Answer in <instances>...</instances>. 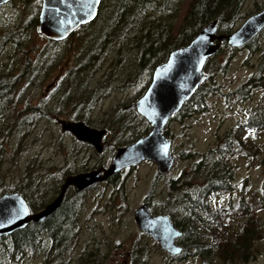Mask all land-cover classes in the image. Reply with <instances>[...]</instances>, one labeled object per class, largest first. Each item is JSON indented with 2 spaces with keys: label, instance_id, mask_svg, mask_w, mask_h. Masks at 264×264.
Listing matches in <instances>:
<instances>
[{
  "label": "rangeland",
  "instance_id": "obj_1",
  "mask_svg": "<svg viewBox=\"0 0 264 264\" xmlns=\"http://www.w3.org/2000/svg\"><path fill=\"white\" fill-rule=\"evenodd\" d=\"M189 1L182 0L180 3L178 15L172 25L173 35L182 21ZM256 4L261 9L264 0H247L243 7L244 15L248 17L259 11ZM23 16L24 10L20 1L12 0L0 5V71H8L12 67V73H20L19 70L25 61L22 51H29V59L35 64L27 65V76L17 85L20 94L17 108L36 106L35 112H41L33 117L27 126L15 128V125H12L10 128L7 146L5 151L3 149L0 153V183L3 181L5 186L17 185L21 188V183L26 180L21 181L23 173L30 163L29 169H41L38 170L41 175L40 197L49 198L55 189L53 179L60 181L61 177L68 174L87 171L108 163L115 149L124 145H117L123 141L122 136H119L120 131L109 130L107 126L113 128V125L128 121L129 129H125L123 136L128 134L131 128L137 130L144 127L143 117L135 109L128 111L126 107L143 94L153 70L142 72L131 82L134 78H130V72L135 70L136 75L138 74L134 64V51H126L124 48V52L117 54L118 62L115 64L113 60L116 48L113 50L112 46L104 61L95 63L94 71L89 75L83 74L84 79L79 87L70 88L68 84L72 75L69 72L73 68L75 39L66 38L50 42L38 31L22 33L19 28ZM244 19H241L238 25ZM107 27L106 20H101L94 31L95 35L100 39ZM261 38L260 36V41ZM232 51L224 47L215 59L216 62H222L228 55H232L228 69L222 73L216 71L214 74L215 84L212 86L218 85L221 91L207 96V110L188 116L180 122L174 119L168 123L171 152L175 154L176 159L174 158L171 169L164 177H156L158 173L154 162L143 161L120 172L123 199L119 197L116 188L107 182L85 191L84 211L80 215L79 224L80 240L71 248L68 264L77 262L83 242L93 239H96L98 242L95 244L100 246V241L113 243L112 248H108L103 252L104 255L99 256L101 264H132L129 253L134 240L143 245L140 248L146 255L138 264H194L191 256L182 261L167 263L166 252L142 235L133 213L148 194L153 209L159 213L168 197L167 180L178 177L182 172H189L190 160L178 159V153L185 155L188 152H205L222 141V136L227 130L235 129L238 125H243L240 130L243 146L241 150L230 155L234 168L231 191L213 194L209 198L213 205L224 209L233 205L234 209L220 212L216 225L220 223L221 227L209 229V235L219 233L215 239L211 238L212 242H243L241 251L247 258L246 264H264V204L262 205L261 201L264 199V130L244 128V123H247L252 112L264 109V90L263 87L254 89L244 101L238 100L232 93L242 82L258 72L256 64L264 58L261 57L260 51L256 54L250 53L246 48ZM160 54H164V51H160ZM262 70L264 72V67ZM79 88V100L74 102V109H71V103H65L64 109H59L57 103L65 93L75 94ZM14 117L12 111L0 104V118L7 120L6 125L12 124ZM59 120L86 121L90 126L106 129L105 150L99 153L94 148L84 143L83 145L72 134L61 129ZM44 173L49 175L46 177ZM10 189L7 188V192H10ZM72 192L73 189L70 188L66 197H70ZM109 196H113L110 198L113 199V218L105 206ZM241 200L242 203H239ZM80 201L81 196L80 199L78 197V202L81 203ZM247 203L251 210L248 217L245 210ZM125 206L127 209L122 213ZM40 209L36 208V211ZM205 218L209 219V216ZM246 226L249 228L248 236L241 234ZM239 234L244 238L238 239ZM233 256H238L237 249L232 251ZM39 260L40 257L29 259L25 264H37Z\"/></svg>",
  "mask_w": 264,
  "mask_h": 264
},
{
  "label": "trees",
  "instance_id": "obj_2",
  "mask_svg": "<svg viewBox=\"0 0 264 264\" xmlns=\"http://www.w3.org/2000/svg\"><path fill=\"white\" fill-rule=\"evenodd\" d=\"M17 1L22 3L24 10V16L20 21V32L29 33L37 31L38 11L41 0ZM181 1L101 0L94 20L80 25L67 37L75 39L73 68L69 72L72 75L68 84L70 88L73 86L79 87L81 81L84 79L83 74L88 73L89 75L90 72L94 71L95 63L100 64L103 62L106 55L112 50V46L113 50L116 48L113 60L115 64L118 62L117 54L124 52V48H126V51H134V64L138 74L136 75L135 70L132 73L130 72V78H134L131 81L133 82L142 72H150L155 65L165 61L171 50L186 45L208 22L218 20L217 33H229L237 27L241 19L247 17L243 13V7L247 0H190L182 21L173 35L172 25L178 15ZM255 6L257 10L260 9L257 4ZM101 20H106L108 27L99 39L94 31ZM260 36L263 38H261V41L259 39ZM48 40L54 42V40ZM224 47L231 51L237 49L231 47L225 41L221 43L219 49L204 64L205 81L199 84L178 112L170 117L168 123L174 119L180 122L188 116L206 111L207 96L220 93L219 86L215 85L216 87H214L212 84H215L214 74H216V71L225 72L230 66L229 58L232 56L231 54L222 62H216L215 60L218 54L224 50ZM263 47L264 28L245 45L238 48H246L253 54L260 51L261 57L264 58ZM160 51H164V54H160ZM22 52L24 53L25 61L19 70L20 73H12V67L8 71H0V104H3L9 111L15 114L10 125H6L7 120H4L6 117L4 119L0 118V153L3 152V149L5 151L7 139L10 136L8 132L12 125H15V128H23L30 124L32 118L41 112H35L37 110L36 106H27L23 109L17 108L20 97L17 85L23 77L27 76V65L35 64L29 59V51L23 50ZM256 67L258 68V72L251 75L233 90L232 93L238 100H247L254 89L264 85V72L262 70L264 60H260L256 64ZM79 90L80 88L75 94L65 93L57 103L59 109H64L65 103H71L73 106L71 109H74L76 105L74 102L79 100ZM252 113L244 128L264 130V109L255 110ZM134 114L136 115V112ZM142 120L144 121L143 128L137 130L131 128L125 136H123L124 131H126L125 129H129L128 126L130 125L128 121L123 124H116V126L113 125V128L109 126L106 128L113 131L118 129L120 131L119 136H122L123 141L119 144L116 143L117 145L127 144L145 135L149 130V124L144 118ZM83 122L86 123V121ZM167 125L164 128V134L170 138ZM242 126L238 125L235 129L227 130L222 136V141L220 140L214 147H209L205 152H188L185 155L178 153V159L184 158L190 160L189 172L187 174L182 172L178 177H172L167 180L168 197L159 213L168 214L174 225L181 230L182 234L179 240L183 244V249L180 254L172 255L161 248L166 252L167 263L169 261H182L185 257L191 256V244L194 242L200 243L199 245H201L202 249L201 256L216 254L222 258H229L232 256L233 250L240 248L239 246L236 247V244H233L234 242L221 240L213 242L219 245H206V242H212L211 238L215 239L216 235L219 234L218 232H214L210 236L209 229L221 227L220 223L216 225L220 212H224L226 209H234L233 205L226 209L213 205L209 198L213 194L231 191L234 168L231 164L230 155L242 149L243 142L240 140ZM174 158L176 159V156ZM30 165V163L27 165L23 173L21 181L23 179L26 180L21 183V188H18L17 185L5 186V182L2 181L0 183V194L7 192V188H11L10 192H19L27 201L31 212H33L36 211V208H43L50 202L55 197H53L54 193L57 195L63 183L61 181L67 175L61 177L60 181L53 179L55 181V189L52 191L51 197L42 198L39 195L41 190V175L38 174V170L41 169L38 168L36 171H33L29 169ZM121 171L109 176L106 182L115 187L119 197L123 199L122 181L119 177ZM44 175L47 177L49 173H44ZM165 175L166 173H158L156 177H164ZM96 185L98 184L96 183ZM68 190H66L61 204L45 219L41 221H29L24 227L0 237V264H25L27 260L37 257H40L37 264H68V254L71 252V248L80 240L79 224L80 215L84 211L83 196L85 193L83 190H73L72 195L66 197ZM26 191L30 193L26 194ZM80 196L81 203L78 202V197L80 199ZM112 197L109 196L107 198L105 205L112 214L111 218H113V199H110ZM261 201L263 205L264 199ZM144 202L147 203L153 214L158 213V211L153 209L154 206L149 194L148 197L146 196ZM229 203L231 202L229 201ZM239 203H242V200ZM248 204L245 208L247 217L251 211ZM126 209L127 207L125 206L122 213ZM208 216L209 219L205 218ZM241 234L248 236L249 228L246 226ZM241 234L238 235V239L244 238ZM142 235L149 238L160 248L158 243L147 234L142 233ZM95 242L98 241L93 239L83 242V248L77 256L79 259L74 264H101V260H98L99 256L104 255L103 252L108 248H112L113 243L100 241L102 243L100 246L95 244ZM241 244L244 247L243 242ZM140 247L142 248L143 245H140L138 240H134L131 246L132 250L129 253L133 262L132 264L140 263L146 256L142 253Z\"/></svg>",
  "mask_w": 264,
  "mask_h": 264
},
{
  "label": "water",
  "instance_id": "obj_3",
  "mask_svg": "<svg viewBox=\"0 0 264 264\" xmlns=\"http://www.w3.org/2000/svg\"><path fill=\"white\" fill-rule=\"evenodd\" d=\"M10 0H0V5ZM99 3L95 0H41L37 31L47 39L60 41L80 25L94 20ZM218 20L205 24L184 46L171 50L165 61L157 64L143 94L128 107L135 108L150 125L149 131L134 141L119 146L113 152L108 166L67 175L58 194L38 211L31 212L27 201L19 192L0 194V237L24 227L29 221H41L57 209L69 186L82 191L107 179L126 167L143 161H152L157 172H169L174 156L171 140L164 128L170 117L178 112L183 103L194 93L206 75L203 67L225 41L234 48L245 45L264 28V6L246 17L229 33H217ZM61 129L77 140L103 151L104 128L91 127L83 121L59 120ZM137 227L157 241L162 249L172 255L180 254L182 247L176 239L182 234L166 213L153 214L147 203L140 204L133 213Z\"/></svg>",
  "mask_w": 264,
  "mask_h": 264
},
{
  "label": "flooded vegetation",
  "instance_id": "obj_4",
  "mask_svg": "<svg viewBox=\"0 0 264 264\" xmlns=\"http://www.w3.org/2000/svg\"><path fill=\"white\" fill-rule=\"evenodd\" d=\"M263 87V90H264V85L262 86ZM126 109H132V107H126ZM89 125V124H88ZM244 125H245V123H244ZM90 126V125H89ZM91 127H93V126H91ZM98 128V127H97ZM106 130V129H105ZM107 136V130H106V133H105V135L102 137V140H101V142H102V144H103V151L105 150V144H104V140H105V137ZM79 141V140H78ZM80 143H84V144H86V146H89V147H91V148H94V146L93 145H91V144H89V143H87V142H85V141H79ZM83 144V145H84ZM128 144V143H127ZM124 145H126V144H124ZM95 149V148H94ZM102 151V152H103ZM101 153V152H100ZM112 155H113V153H112ZM112 155L110 156V161H111V158H112ZM110 161L108 162V163H103V164H101V165H99L98 167H96V168H94V169H97V168H100V167H106V166H108L109 165V163H110ZM125 169V168H124ZM124 169H122V170H124ZM91 170V169H90ZM88 171V170H87ZM81 172H83V171H81ZM75 174V173H74ZM102 182H106V179L105 180H103V181H100V182H98L97 184L99 185V184H101ZM96 184V183H95ZM95 184H93V185H91L90 187H87L86 189H84L83 191H86V190H88V189H90L91 187H93V186H95ZM70 188H72L73 190H75V188H74V186H69L68 187V189H70ZM67 189V190H68ZM112 189H113V187H112ZM58 194V193H57ZM148 235V234H147ZM149 236V235H148ZM180 238V237H179ZM179 238H177L176 239V243L177 244H179L181 247H182V249H183V244H182V242L179 240ZM155 241V240H154ZM157 242V241H156ZM158 243V242H157ZM237 242H234L233 244H236ZM200 243H197V242H194V243H192L191 244V246H192V249H191V251H190V254H191V257L193 258V260H194V264H246V260H247V258L244 256V255H242V251H241V249L243 248L242 247V244L240 243V242H238L237 244H236V247L237 246H239L240 248V250L239 249H237L238 250V254L240 255H238L237 257H235V256H231V257H229V258H222V257H220V256H214V255H209V256H201V251H202V249H201V245H199ZM205 244V243H204ZM203 244V245H204ZM158 245H159V243H158ZM206 245H216V243H213V242H206ZM219 245V244H218ZM160 246V245H159ZM182 251V250H181ZM212 256H214V257H212Z\"/></svg>",
  "mask_w": 264,
  "mask_h": 264
},
{
  "label": "snow or ice",
  "instance_id": "obj_5",
  "mask_svg": "<svg viewBox=\"0 0 264 264\" xmlns=\"http://www.w3.org/2000/svg\"><path fill=\"white\" fill-rule=\"evenodd\" d=\"M95 3H99V0H95Z\"/></svg>",
  "mask_w": 264,
  "mask_h": 264
},
{
  "label": "bare ground",
  "instance_id": "obj_6",
  "mask_svg": "<svg viewBox=\"0 0 264 264\" xmlns=\"http://www.w3.org/2000/svg\"><path fill=\"white\" fill-rule=\"evenodd\" d=\"M65 195V194H64ZM64 197V196H63Z\"/></svg>",
  "mask_w": 264,
  "mask_h": 264
}]
</instances>
